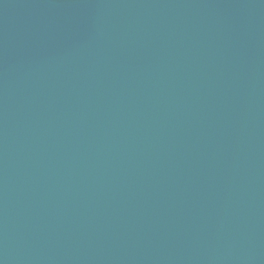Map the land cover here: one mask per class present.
<instances>
[{
    "label": "water",
    "instance_id": "95a60500",
    "mask_svg": "<svg viewBox=\"0 0 264 264\" xmlns=\"http://www.w3.org/2000/svg\"><path fill=\"white\" fill-rule=\"evenodd\" d=\"M0 264H264V0H0Z\"/></svg>",
    "mask_w": 264,
    "mask_h": 264
}]
</instances>
